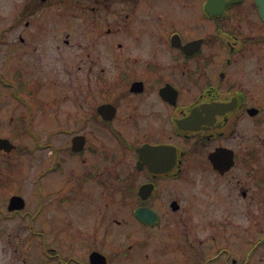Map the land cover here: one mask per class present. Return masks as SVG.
I'll return each instance as SVG.
<instances>
[{"label": "flooded vegetation", "instance_id": "af4514ba", "mask_svg": "<svg viewBox=\"0 0 264 264\" xmlns=\"http://www.w3.org/2000/svg\"><path fill=\"white\" fill-rule=\"evenodd\" d=\"M263 225L264 0H0V264H264Z\"/></svg>", "mask_w": 264, "mask_h": 264}, {"label": "rangeland", "instance_id": "374dc122", "mask_svg": "<svg viewBox=\"0 0 264 264\" xmlns=\"http://www.w3.org/2000/svg\"><path fill=\"white\" fill-rule=\"evenodd\" d=\"M30 140H28L27 139V142H29ZM171 221V220H170ZM264 226V225H263ZM160 228L159 229H155L154 231H153V234H152V236L151 237H153L155 240L156 239H162L163 237H165L164 236V234L162 233V232H160ZM251 231V230H250ZM256 235V234H255ZM123 237V236H122ZM259 238H261V236H259ZM264 238V237H263ZM254 247H252V248H249V250H248V252L250 253V254H252L254 251H255V248H256V246H258V244L256 243V242H254ZM264 245V244H263ZM262 244L260 245L261 247L263 246ZM260 246H259V249H260ZM0 249H1V246H0ZM4 249V248H3ZM0 252H1V250H0ZM256 253V252H255ZM254 254V253H253ZM175 258H173V257H170V258H167V259H165L164 261H161L160 260V262H158L157 263V261L155 262V264H177V262L174 260ZM151 263V262H150Z\"/></svg>", "mask_w": 264, "mask_h": 264}, {"label": "water", "instance_id": "95a60500", "mask_svg": "<svg viewBox=\"0 0 264 264\" xmlns=\"http://www.w3.org/2000/svg\"><path fill=\"white\" fill-rule=\"evenodd\" d=\"M18 199H20L18 196H14L12 200H13V201H16V200H18Z\"/></svg>", "mask_w": 264, "mask_h": 264}]
</instances>
